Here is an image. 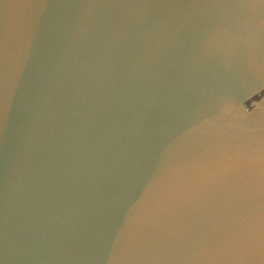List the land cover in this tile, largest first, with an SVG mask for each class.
I'll return each instance as SVG.
<instances>
[{
  "label": "water",
  "instance_id": "water-1",
  "mask_svg": "<svg viewBox=\"0 0 264 264\" xmlns=\"http://www.w3.org/2000/svg\"><path fill=\"white\" fill-rule=\"evenodd\" d=\"M0 264H264V0H0Z\"/></svg>",
  "mask_w": 264,
  "mask_h": 264
}]
</instances>
